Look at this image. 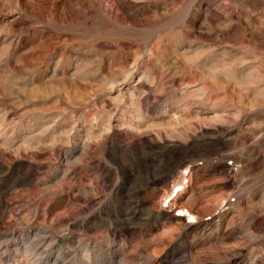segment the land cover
<instances>
[{"label":"rangeland","instance_id":"1","mask_svg":"<svg viewBox=\"0 0 264 264\" xmlns=\"http://www.w3.org/2000/svg\"><path fill=\"white\" fill-rule=\"evenodd\" d=\"M118 261L264 264V0H0V264Z\"/></svg>","mask_w":264,"mask_h":264},{"label":"built area","instance_id":"2","mask_svg":"<svg viewBox=\"0 0 264 264\" xmlns=\"http://www.w3.org/2000/svg\"><path fill=\"white\" fill-rule=\"evenodd\" d=\"M228 166H229V170L230 171H234V172H237L238 171V167L236 165H234L232 163H229ZM182 173L183 172L180 173V175L182 177L181 183L184 184L182 186H186L187 185V182L189 183V175H190V173H189V171L186 172V173H184V174H182ZM233 202H234V199H227L226 202H225V205L231 204ZM168 203H169V200L166 201V202H164V205H166L168 207ZM189 214H190V212L188 210H186V209L183 211V213H181L177 209V214H175V216H179V217H176V218H184V219H186V221H188ZM187 224H189V223H187Z\"/></svg>","mask_w":264,"mask_h":264},{"label":"bare ground","instance_id":"3","mask_svg":"<svg viewBox=\"0 0 264 264\" xmlns=\"http://www.w3.org/2000/svg\"><path fill=\"white\" fill-rule=\"evenodd\" d=\"M177 187H179V185H177L176 187H173V188L175 189V188H177ZM182 190H184V187L181 186V187L178 188L176 191H182ZM177 193H178V192H177ZM176 195H177V194H176ZM168 197H169V196H168ZM175 197H176V196H175ZM175 197H173V200H172V198L169 200L168 206H170V207H175V206H176V204H175V203H176V202H175ZM183 211H184V210H180L181 213H183ZM177 217H179V216H177ZM188 217H190V218L192 219V221H195L194 218H193L190 214H189ZM120 263H121L120 261L117 262V264H120Z\"/></svg>","mask_w":264,"mask_h":264}]
</instances>
